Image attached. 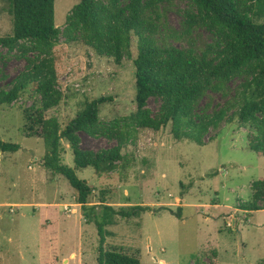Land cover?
Wrapping results in <instances>:
<instances>
[{
  "label": "rangeland",
  "instance_id": "1",
  "mask_svg": "<svg viewBox=\"0 0 264 264\" xmlns=\"http://www.w3.org/2000/svg\"><path fill=\"white\" fill-rule=\"evenodd\" d=\"M80 0H54V23L62 29L71 8ZM184 0L165 10L169 27L180 29ZM11 32L6 0H0V37ZM193 37L210 42L212 34L196 28ZM179 46L178 41H170ZM183 45V43H182ZM130 57L120 63L100 56L80 42L61 36L54 49L59 105L42 112L55 116L61 127L86 102L104 96L101 122L129 115L136 108L132 38ZM17 49L0 44V88H9L25 61ZM242 81L234 79L229 97ZM23 92L9 105L0 106V139L19 144L13 153L0 152V264H97L98 236L87 223L68 181L42 165L46 148L42 138L30 134L24 109L33 98ZM225 101L208 92L200 105L210 109ZM160 100L150 97L153 114ZM170 124L158 131L139 129L122 147L130 160L123 168L98 175L91 167L75 168L71 148L61 140V162L74 169L91 188L88 204L116 209L141 205L146 210L128 218L116 216L106 226L107 248L133 254L140 264H259L264 262V209L244 211L254 180L264 177V158L248 148L251 131L237 118L222 123L204 137L205 144L175 140ZM84 149L99 151L116 140L79 132Z\"/></svg>",
  "mask_w": 264,
  "mask_h": 264
},
{
  "label": "trees",
  "instance_id": "2",
  "mask_svg": "<svg viewBox=\"0 0 264 264\" xmlns=\"http://www.w3.org/2000/svg\"><path fill=\"white\" fill-rule=\"evenodd\" d=\"M6 1L11 32L0 37V44L17 49L25 66L9 88H0V106L13 103L26 91L33 98L36 104L24 109L27 130L42 138L46 148L42 165L68 181L85 221L95 226L97 264H140L133 254L107 248L110 232L106 226L113 225L116 216L128 218L147 207L116 209L100 203L98 211L96 204H88L91 188L61 162V140L71 148L75 168L91 167L102 175L129 164L122 147L135 139L139 129L158 131L170 124L175 140L204 145L210 130L236 117L251 131L248 148L264 158V0H184L179 30L168 26L164 13L174 0H80L62 29L54 23V0ZM198 27L212 34L210 42L193 37ZM61 36L67 43L80 42L116 63L130 57L135 37L133 112L101 122L100 105L109 100L101 96L86 102L63 127L55 116L42 115L63 97L54 58ZM237 78L242 81L229 97V84ZM208 92L219 93L224 103L211 109L207 102L200 105ZM150 97L160 100L155 114L146 106ZM79 132L116 140V145L99 151L84 149ZM18 149L19 144L0 139V152ZM240 209H264V177L254 180L250 198Z\"/></svg>",
  "mask_w": 264,
  "mask_h": 264
}]
</instances>
